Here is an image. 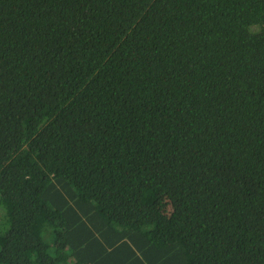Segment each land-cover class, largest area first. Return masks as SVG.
Masks as SVG:
<instances>
[{"label": "trees", "instance_id": "trees-1", "mask_svg": "<svg viewBox=\"0 0 264 264\" xmlns=\"http://www.w3.org/2000/svg\"><path fill=\"white\" fill-rule=\"evenodd\" d=\"M0 264H264V0H0Z\"/></svg>", "mask_w": 264, "mask_h": 264}, {"label": "rangeland", "instance_id": "rangeland-1", "mask_svg": "<svg viewBox=\"0 0 264 264\" xmlns=\"http://www.w3.org/2000/svg\"><path fill=\"white\" fill-rule=\"evenodd\" d=\"M161 211L163 213H167L169 211L167 202H165V201L162 202V204H161Z\"/></svg>", "mask_w": 264, "mask_h": 264}]
</instances>
